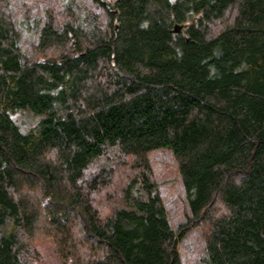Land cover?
Segmentation results:
<instances>
[{
	"label": "trees",
	"instance_id": "16d2710c",
	"mask_svg": "<svg viewBox=\"0 0 264 264\" xmlns=\"http://www.w3.org/2000/svg\"><path fill=\"white\" fill-rule=\"evenodd\" d=\"M80 3L18 22L0 0V264H42L40 239L48 264H182L195 229L204 264H264V0ZM158 150L191 212L176 229Z\"/></svg>",
	"mask_w": 264,
	"mask_h": 264
},
{
	"label": "rangeland",
	"instance_id": "374dc122",
	"mask_svg": "<svg viewBox=\"0 0 264 264\" xmlns=\"http://www.w3.org/2000/svg\"><path fill=\"white\" fill-rule=\"evenodd\" d=\"M76 1L77 0H13V6L17 9L18 22H20V18L21 20L25 19V9L37 4L45 5L43 13L48 11V14H50L49 17H54L57 22H63L67 19L66 17H63L65 16L64 12L73 4V2L76 4ZM79 1L82 6L89 4V0ZM48 14L45 13L41 15V17L48 16ZM79 15L82 16L81 13ZM35 22L36 18L33 17L28 22L24 23L28 30L25 31L23 37L24 41H22V49H25L26 52H30L31 47H33L32 45L37 42L38 29L36 28ZM23 118H25V122L29 123V117L27 115L23 116ZM121 160V155L110 152L104 159L92 167V171L93 173H98L101 168L117 167L118 169ZM149 160L153 179L158 184L159 194L163 200L169 222L172 228L176 229L191 216L176 160L169 150L155 151L150 154ZM203 233L204 231L201 229H195L180 242L179 252L182 264H204L203 259L205 258L206 253ZM41 235L46 237L45 233ZM44 240L45 239H40L35 243V246L39 245V249L45 253L44 257L46 258V261L42 262V264H48V247H51L52 245L43 243Z\"/></svg>",
	"mask_w": 264,
	"mask_h": 264
},
{
	"label": "water",
	"instance_id": "95a60500",
	"mask_svg": "<svg viewBox=\"0 0 264 264\" xmlns=\"http://www.w3.org/2000/svg\"><path fill=\"white\" fill-rule=\"evenodd\" d=\"M180 30H181V27L180 26H177L176 28H175V32H180ZM49 63H55L56 62V59L55 58H49L48 60H47Z\"/></svg>",
	"mask_w": 264,
	"mask_h": 264
}]
</instances>
